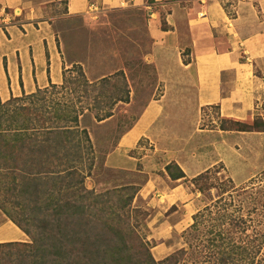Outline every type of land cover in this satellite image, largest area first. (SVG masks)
<instances>
[{
  "label": "trees",
  "instance_id": "trees-1",
  "mask_svg": "<svg viewBox=\"0 0 264 264\" xmlns=\"http://www.w3.org/2000/svg\"><path fill=\"white\" fill-rule=\"evenodd\" d=\"M129 89L122 70L90 82L74 64L61 84L0 102V211L29 238L0 244V264H264V175L245 186L231 178L200 185L198 192L214 189L215 201L193 215L184 246L158 261L132 205L139 186L85 187L95 151L80 121L112 118L117 104L129 103ZM252 126L234 131L264 133ZM164 169L171 180L185 177L175 163Z\"/></svg>",
  "mask_w": 264,
  "mask_h": 264
},
{
  "label": "crops",
  "instance_id": "crops-1",
  "mask_svg": "<svg viewBox=\"0 0 264 264\" xmlns=\"http://www.w3.org/2000/svg\"><path fill=\"white\" fill-rule=\"evenodd\" d=\"M155 1L153 6L147 0H0V102L61 84L63 71L71 63L61 36L54 30L59 27L57 20L69 23L66 27L105 33L111 22L105 24L102 18L120 11L138 26L127 27V37L133 43L139 37L151 41L146 63L154 68L161 92L119 136L104 164L123 171L136 170L139 164V170L132 172L147 174L148 183L138 193L152 188L157 182L155 172H162L172 184L168 191L178 195L185 191L184 181L221 162L201 161L203 141L215 139L208 144L216 151L217 145L232 135L219 129H197L203 109L215 107L220 118L240 122L256 114L264 116V0L238 1L232 18L219 0L197 1L190 6L180 0ZM156 7L166 11V29L161 27ZM13 12L18 16H12ZM112 29L121 32L125 28ZM188 123L194 126V136L181 148L177 146L180 150L174 149L175 143L183 142L181 131ZM142 141L152 148L151 155H130ZM170 163L185 177L171 180L164 169ZM28 242V236L0 211V244Z\"/></svg>",
  "mask_w": 264,
  "mask_h": 264
},
{
  "label": "rangeland",
  "instance_id": "rangeland-1",
  "mask_svg": "<svg viewBox=\"0 0 264 264\" xmlns=\"http://www.w3.org/2000/svg\"><path fill=\"white\" fill-rule=\"evenodd\" d=\"M197 1L208 0H180L184 6L196 4ZM219 1L227 10L226 12L233 17L234 7L240 0ZM188 2L190 4H187ZM63 4L58 7V13L62 12ZM156 11H160L162 21H164L166 11L159 7H156ZM120 15H122L121 12L117 11L109 13L106 17L102 16L105 24L111 22L109 27L105 26L109 29L104 31L105 33L98 32V29L86 30V27H66L69 23L63 20H57L59 27H54L55 32L63 40V48L67 49L66 56L71 63L66 69H71L74 64L81 63L82 70L90 82L94 78L111 76L123 68L126 72L124 74L130 88L129 103L131 104H119L114 110V117L106 123H96L90 116L80 121V125L87 129L95 151L94 168L85 179V187L96 192H104L128 184H134L141 189L142 185L148 183L147 174L132 172L139 170L141 167L139 164L136 170L123 171L107 168L104 163L105 156L112 150L119 136L134 123L147 102L157 99L161 92V86H157L154 68L149 64L147 66L146 63V54L151 50V41L141 40L139 37L136 44L133 43L134 40L127 37L130 35L127 27L138 26L128 16L122 15L123 19H119ZM113 27H124L125 29L119 32L112 29ZM232 121L220 118L215 107L202 110L201 121L197 129H226L232 132V135L226 136L225 143L217 145L218 151L209 147V144L216 141L215 139L203 141V147L199 149V156L204 158L201 161H221L213 165L217 168L216 172L198 182H193V178L184 181L185 191L178 195L168 191V186L170 188L172 184L166 180L163 173L155 172L157 182L152 188L148 187L147 191L139 192L140 195L137 193L133 199L132 205L140 209L139 232L149 243L150 253L156 261L164 259L184 246L182 236L193 223V215L215 201L214 189H204L198 192L200 185L204 186L205 183L208 185L207 188H210L209 185L219 179L231 178L235 186H245L250 179L260 174L264 175V135L240 136L237 131H234L236 126L243 129L251 128L254 122L257 126L264 125V116L256 114L249 121H235L245 125L235 126L231 123ZM181 132L183 142L175 143L173 146L177 150H180L178 148H181L186 140L194 136V126L188 123L183 126ZM252 133L263 132L253 131ZM195 140L197 139L193 141ZM138 145L140 147L130 152V155H151L152 148L148 147V144L142 141ZM168 192L170 195H167ZM186 193L189 196L186 197ZM173 201L176 202L173 203Z\"/></svg>",
  "mask_w": 264,
  "mask_h": 264
},
{
  "label": "built area",
  "instance_id": "built-area-1",
  "mask_svg": "<svg viewBox=\"0 0 264 264\" xmlns=\"http://www.w3.org/2000/svg\"><path fill=\"white\" fill-rule=\"evenodd\" d=\"M93 8V7H92ZM96 9H94L93 8V12L95 11ZM12 16H18V14H15L14 12H13V15ZM6 20H8V21H10L11 20V16L10 15H5V17H4Z\"/></svg>",
  "mask_w": 264,
  "mask_h": 264
}]
</instances>
